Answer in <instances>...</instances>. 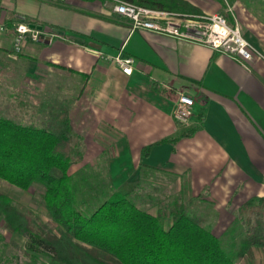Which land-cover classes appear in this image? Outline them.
I'll list each match as a JSON object with an SVG mask.
<instances>
[{
    "label": "crops",
    "instance_id": "1",
    "mask_svg": "<svg viewBox=\"0 0 264 264\" xmlns=\"http://www.w3.org/2000/svg\"><path fill=\"white\" fill-rule=\"evenodd\" d=\"M189 1L201 13L231 9L260 53L244 61L202 42L133 29L110 0L106 9L97 0H0V48L14 39L19 22L41 26L40 39L27 37L26 51L10 56L22 58L37 82L57 70L79 77L67 101L86 151L71 172L97 165L104 154L114 187L141 181L134 196L143 195L142 207L166 209L149 190L162 192L166 207L185 198L221 235L242 204L264 196V0ZM120 51L135 58L131 73L112 59ZM177 91L195 99L187 124L173 115ZM171 183L163 193L160 187ZM255 254L262 264L264 254Z\"/></svg>",
    "mask_w": 264,
    "mask_h": 264
},
{
    "label": "trees",
    "instance_id": "2",
    "mask_svg": "<svg viewBox=\"0 0 264 264\" xmlns=\"http://www.w3.org/2000/svg\"><path fill=\"white\" fill-rule=\"evenodd\" d=\"M97 1L106 9V0ZM110 1L114 8L118 0ZM124 1L201 13L189 0ZM18 52L9 55L18 57ZM69 102L48 103L47 110L43 103L45 117L28 122L0 114V183L23 190L38 185L50 214V220H43L0 188L3 225L26 237L27 254H47L46 264H238L242 259L252 263L256 248L264 254V196L242 204L218 235L206 214L185 198L177 197L165 210L153 213L140 205L142 194L134 196L140 180L114 187L106 170L96 169V164L71 172V166L83 160L86 145L74 126ZM4 253L0 264H11Z\"/></svg>",
    "mask_w": 264,
    "mask_h": 264
},
{
    "label": "rangeland",
    "instance_id": "3",
    "mask_svg": "<svg viewBox=\"0 0 264 264\" xmlns=\"http://www.w3.org/2000/svg\"><path fill=\"white\" fill-rule=\"evenodd\" d=\"M226 11L224 12L223 10V13L234 21L235 15L231 9L227 8ZM29 38H31V35H29ZM25 42L20 44V52L26 51L24 49ZM12 50L19 51L15 37L6 48H0V114L23 122H28L31 119L39 120L45 117L44 112L47 110V106L45 105L53 102L58 104L59 101L66 103L67 99H71V95L79 90V77L76 74H66L61 70L48 73L45 78L41 77V79H38L39 82L34 80V78L31 79L32 77L30 78L25 71V61L22 58L13 59L10 57L9 52ZM18 55L20 56V54ZM98 162L95 168L99 170L105 169L104 154ZM171 186L172 183L168 186L169 188L161 186L160 189L165 193L173 187ZM150 187L149 185L148 189ZM0 188L8 191L14 201L23 209H32L43 220H50V214L47 211L38 185L34 184L30 189L23 190L17 186H8L0 183ZM149 191L154 194L157 193L160 196V199H158L160 206L166 208L167 202L164 199V194L160 191ZM94 193L97 195L96 189ZM144 206L147 207L148 205ZM163 207L162 209H164ZM25 244L26 237L5 228L3 218L0 216V254L1 252H5L4 254L12 259L11 264H46L49 262L50 257L43 252H37L36 255L31 257L30 254L26 253ZM256 252L258 257H262L261 251L256 250ZM259 261L263 260L259 259ZM237 263L257 264V261L255 262L254 260L252 263H249L242 259L238 260Z\"/></svg>",
    "mask_w": 264,
    "mask_h": 264
},
{
    "label": "built area",
    "instance_id": "4",
    "mask_svg": "<svg viewBox=\"0 0 264 264\" xmlns=\"http://www.w3.org/2000/svg\"><path fill=\"white\" fill-rule=\"evenodd\" d=\"M64 1V0H59ZM114 10L131 19L132 28H147L176 37L208 44L214 48L236 55L241 60L250 61L255 57L257 48L243 34L239 23L233 22L223 13L188 14L165 9H156L130 1H119ZM1 29L4 26H0ZM16 45L20 49L29 35L33 40L41 38V30L26 22H19L16 27ZM112 59L120 65L125 73H131L135 58L122 51ZM170 88V87H169ZM195 99L185 91H177L174 102V118L187 124L194 114Z\"/></svg>",
    "mask_w": 264,
    "mask_h": 264
},
{
    "label": "water",
    "instance_id": "5",
    "mask_svg": "<svg viewBox=\"0 0 264 264\" xmlns=\"http://www.w3.org/2000/svg\"><path fill=\"white\" fill-rule=\"evenodd\" d=\"M33 26V25H32ZM40 29L42 28L41 26L39 27ZM54 30L56 31V32H63L61 29H57V28H54ZM48 38H49V36H48Z\"/></svg>",
    "mask_w": 264,
    "mask_h": 264
}]
</instances>
